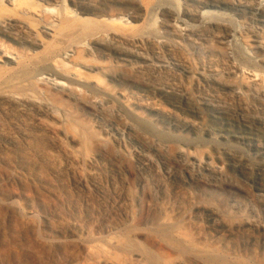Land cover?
Instances as JSON below:
<instances>
[{"label":"rangeland","instance_id":"1","mask_svg":"<svg viewBox=\"0 0 264 264\" xmlns=\"http://www.w3.org/2000/svg\"><path fill=\"white\" fill-rule=\"evenodd\" d=\"M227 1L245 10L264 4ZM45 2L26 0L20 9ZM137 4L141 6L139 0ZM64 5L50 7L55 26ZM93 5L83 6L82 18L89 19ZM70 9L73 16L79 14ZM210 10L234 15L227 8ZM206 11L199 8L195 21H184L199 25ZM156 15L150 8L132 24L136 40L110 37L114 47L147 63L138 58L124 63L96 52L86 39L94 29L87 22L74 23L83 33L67 32L71 41L66 33L56 41L45 37L43 53L49 59L70 42L87 53L94 67L91 75L96 76L91 84L98 85L94 109L48 86L16 84L17 76L2 79L0 264H264V157L242 144L201 136V125L192 127L200 121L184 114L186 106L178 96H172V107L143 92L144 84L155 85L264 122V62L244 39L264 37V26L237 17L235 37L224 42L228 53L220 54L221 46L212 37L188 48L182 43L184 49L162 48L149 35L159 30ZM38 16L35 12L18 19L16 31L34 35L31 24ZM39 57L28 54L25 68L37 64ZM182 67L192 72L193 80L180 76ZM105 69L125 80L99 81ZM221 78L235 87L222 90L213 83ZM106 85L118 100L102 96ZM55 98L61 102L55 104ZM124 104L140 118L124 113ZM218 115L229 120L227 114ZM205 121L201 123L214 126ZM171 124L182 129L176 131ZM198 166L211 168L222 183L210 187L197 182Z\"/></svg>","mask_w":264,"mask_h":264},{"label":"bare ground","instance_id":"2","mask_svg":"<svg viewBox=\"0 0 264 264\" xmlns=\"http://www.w3.org/2000/svg\"><path fill=\"white\" fill-rule=\"evenodd\" d=\"M25 1L26 0H0V84L4 77L12 78L17 76L15 79L16 84H25L29 87L48 86V90L61 92L62 96L70 100L80 101L88 109H94L96 107L98 85H94L93 87L91 84L93 83L92 80L96 77L94 74L91 75L94 71V67L92 66L93 64L86 59L85 56L87 53L79 49V43L73 44L70 42L68 47L64 50L53 51L55 53H53V57L50 56V59L43 53L44 48H46L44 47L46 42L44 41L45 37H50L53 41H56L63 34L66 36L65 33L67 34L69 31L72 32L74 30L76 33L82 34L83 29H76L77 27L74 25L75 22H87L94 27L93 31L87 34L86 39L96 52L105 51L108 55H112L124 63H131L133 59L137 58L143 62L146 61V63L148 60L130 51H124L114 47L111 43L112 38L110 37H118L125 42L135 39V26L132 24L140 20L150 8L151 11L157 14L156 16H160L161 21L159 22V27H157L159 30L151 32L149 35L153 36L156 40H160L159 42L162 48L184 49V44L182 45V43L186 42L185 47L188 48L194 45L193 42L205 41L204 39L206 37H212L221 46L218 48L217 53L220 52V54H225L228 53L229 48H227V43L224 42L234 36L233 33H235L236 29L234 30L232 26L234 21H237V17L242 20H251L259 26H264L263 3L260 5L261 7L259 9L248 7L247 10H245L242 9L241 6H236L234 3L228 2L227 0H154V4H152L153 0H139L141 6L137 4V0H66L65 4L67 2L69 3L67 5H64V0H48L49 2H45V4L34 3L24 11V9L21 10L20 8L21 6L23 7L22 4L23 2L25 4ZM5 3L10 4L12 9H9ZM91 3H94V11L90 15L91 19L90 17L89 19L82 18V16H85V14H83L85 11L83 6H90ZM61 4L65 6V12L63 13V17L61 16L60 18V25L55 26L50 20V14L53 10H51L50 7L61 6ZM70 7L73 8L75 12L78 10L79 14L76 13L74 14L75 16H73L74 12H72ZM186 7L191 8L192 11H189ZM55 8L56 7H54V12L56 14L57 9L55 11ZM199 8L208 10L204 14V19L199 25H193L190 22L184 21V18H188L191 22L195 21V12ZM225 8L231 10L234 15H226L224 13H219V11L213 12L210 10ZM35 12L39 15L38 17H40L39 20L31 24L32 26L35 24L34 31L36 29V33L34 35H29L31 30L28 33L16 31L15 28L18 19L30 13L33 15ZM28 17L30 18V16ZM123 18H126V20ZM226 19L229 21L228 23ZM155 22L157 23L158 21ZM71 24L75 27H72L73 25ZM25 28L24 26L23 29L25 30ZM137 32L138 31L135 33ZM70 36L69 34V38L67 39H70ZM244 39H246L249 48L254 54L261 58V62H264V37H248ZM71 40L72 39H70V41ZM52 43L53 42L50 44ZM81 45L80 43V47ZM40 49L43 50L40 51ZM30 53L35 58L40 56L38 58L40 61L29 69L25 68L24 63L25 57ZM150 62L156 63L155 60H151ZM95 64L96 63H94V65ZM95 66H97V64ZM23 70H26L27 73L23 72ZM177 71L183 78L190 81L193 80L191 76L193 74L190 70L182 67ZM19 74H21V76H19ZM113 74L114 73L110 72L108 69L101 70L97 79L99 81L104 80V82L105 80L107 82L125 80V77H119ZM255 74L257 75V73ZM195 78L199 81L208 82V79L202 74H196ZM225 80L227 79L221 78L215 80L213 83L218 85L222 90L234 86L233 84H235V82L229 84L231 82ZM127 82L135 83L132 79H128ZM114 92L115 90L113 91L111 86L106 85L102 96L110 101L118 100ZM143 92L145 95L162 100L172 107V96H178L180 101L186 106L184 107V114L187 116H195L196 120L200 121L197 124H192V127L200 124L201 127L199 131L202 134L201 136L210 140L215 138L219 141L242 144L243 146L253 148L252 150L255 151L259 157H264V142L261 141V135L264 134V122L262 120L246 115L247 113L242 114L236 110L213 106L207 101L198 103L194 101L191 96L185 95L183 92L179 91L180 93H176L168 89L159 88L155 85L144 84ZM54 102L58 104L61 100L55 98ZM183 103H180V105L183 106ZM192 103H194L193 107H191ZM123 110L124 113L133 118H140V113L138 114L126 104L123 105ZM218 114H227L229 120L224 121L223 119L225 118L221 119ZM206 118L213 122L214 126L212 128L201 123L206 122ZM188 128L189 125H186L184 130ZM172 129L178 131L182 128L172 125ZM180 152L182 151L179 150L178 153ZM201 169L202 170L199 171L200 173L194 175V178L196 176L195 180L197 182L210 187L218 186L222 183V176L215 175L216 172L211 168L203 167ZM262 229L263 226L259 228V232Z\"/></svg>","mask_w":264,"mask_h":264}]
</instances>
